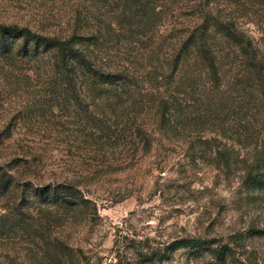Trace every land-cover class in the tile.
<instances>
[{
    "label": "rangeland",
    "instance_id": "rangeland-1",
    "mask_svg": "<svg viewBox=\"0 0 264 264\" xmlns=\"http://www.w3.org/2000/svg\"><path fill=\"white\" fill-rule=\"evenodd\" d=\"M188 1L143 0L154 19L128 37L141 65L167 62L179 22L195 21L193 10L207 3ZM128 7L126 0H0V24L63 39L110 25L119 38L123 26L130 30L121 22ZM25 61L0 59V264H264V234L256 233L264 231V192H248L242 181L253 161L264 166V133L258 147L235 140L227 167L219 152L233 140L198 147L191 127L167 130L150 101L153 86L137 109L118 116L99 100L111 92L78 87L67 95ZM59 186L86 203L46 205L37 196ZM185 238L231 253L223 263L208 251H170Z\"/></svg>",
    "mask_w": 264,
    "mask_h": 264
},
{
    "label": "trees",
    "instance_id": "trees-1",
    "mask_svg": "<svg viewBox=\"0 0 264 264\" xmlns=\"http://www.w3.org/2000/svg\"><path fill=\"white\" fill-rule=\"evenodd\" d=\"M126 3L130 9H125L121 22L130 30L126 33L123 26L119 38L114 36L116 30L110 25L100 34L89 30L63 39L0 24V59L20 58L36 63L45 69L53 85L66 87L67 95L77 92L78 87L91 93L109 91L111 94H102L99 100H106L118 116L130 108L137 109L145 100L141 97L146 85H151L158 96L150 101L158 107L161 123L167 130L191 127L202 141L201 146L196 144L198 147L211 145L219 136L233 140L226 142L219 152L218 158L226 161L227 167L231 166L238 147L235 140L250 141V145L255 143L258 147L259 137L264 133L261 129L257 131V123L264 124L263 3L207 0L193 10L198 13L195 21L179 22L178 41L169 50L167 62L150 64L157 55L160 60L158 52L150 56L148 66L136 61L140 48L128 37L134 35L133 28L149 24L147 20L149 16L154 19L155 11H150V4L145 5L143 0ZM191 9L187 6V16ZM114 55H125L122 63L113 66ZM252 163L243 177V186L251 193L264 192V166L260 161ZM37 196L46 205L70 208L76 201L86 203L72 187H49ZM169 249L171 252L187 249L198 255L208 251L223 263L231 253L227 246L213 248L212 242L200 238L176 241ZM164 258H168L167 254L158 260Z\"/></svg>",
    "mask_w": 264,
    "mask_h": 264
}]
</instances>
